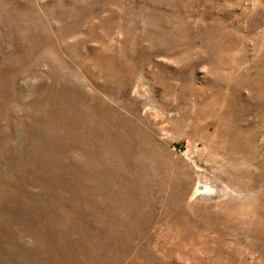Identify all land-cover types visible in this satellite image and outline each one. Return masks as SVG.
I'll list each match as a JSON object with an SVG mask.
<instances>
[{
    "label": "rangeland",
    "instance_id": "rangeland-1",
    "mask_svg": "<svg viewBox=\"0 0 264 264\" xmlns=\"http://www.w3.org/2000/svg\"><path fill=\"white\" fill-rule=\"evenodd\" d=\"M0 264H264V0H0Z\"/></svg>",
    "mask_w": 264,
    "mask_h": 264
},
{
    "label": "bare ground",
    "instance_id": "bare-ground-1",
    "mask_svg": "<svg viewBox=\"0 0 264 264\" xmlns=\"http://www.w3.org/2000/svg\"><path fill=\"white\" fill-rule=\"evenodd\" d=\"M199 189H202L200 188V185L198 184L197 188H196V191L199 190ZM205 190V189H204ZM195 191V190H194Z\"/></svg>",
    "mask_w": 264,
    "mask_h": 264
}]
</instances>
